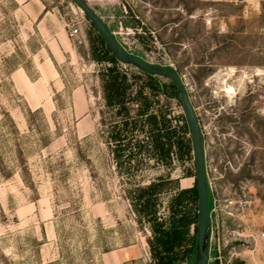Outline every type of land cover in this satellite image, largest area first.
I'll use <instances>...</instances> for the list:
<instances>
[{
	"label": "rangeland",
	"instance_id": "rangeland-1",
	"mask_svg": "<svg viewBox=\"0 0 264 264\" xmlns=\"http://www.w3.org/2000/svg\"><path fill=\"white\" fill-rule=\"evenodd\" d=\"M85 1L129 53L185 86L213 191L208 264H264V0ZM96 35L72 0H0V264H166L160 231L172 229L171 264H194L188 127L181 157L173 145L164 161L144 122L114 142ZM167 92L144 95L173 131L184 114Z\"/></svg>",
	"mask_w": 264,
	"mask_h": 264
},
{
	"label": "trees",
	"instance_id": "trees-1",
	"mask_svg": "<svg viewBox=\"0 0 264 264\" xmlns=\"http://www.w3.org/2000/svg\"><path fill=\"white\" fill-rule=\"evenodd\" d=\"M96 37L99 41L102 53V57L97 59V61L103 62L106 65L100 72L99 76L101 99L104 106L112 112L109 119L112 120L120 117V122L115 123V126L113 127L114 131L111 138L117 144H123L122 142L127 139V134L129 133V125H133L131 130H133V128H138V126L141 130H143L144 126L142 125V122H144L146 126L149 127V137H147V139L150 140L149 145L151 146L154 156H157L159 161L165 160L173 145L177 146L181 157L183 150L187 148V144L184 140V133L188 127L185 117L183 119V127L175 128L173 131L169 130V121L166 119V113H148L150 102L148 96L144 95V90L146 88L150 91H158L160 89L167 99L173 98L171 97L172 95L167 92V89L175 96L176 92L173 88L174 84L170 81L172 85L170 87H166L160 83V80L165 78L144 74L131 66H123L111 55L98 35H96ZM131 69H134L135 73L131 72ZM136 80H142L143 82L139 85L135 83ZM133 85L135 86L134 94L131 91ZM133 104H135L138 108V114L136 117L146 115L145 120H137V118L133 119L130 116V106ZM178 133L180 134L179 136ZM120 146L124 147L125 145ZM147 146L148 143L145 145H139V143L136 144L138 150L142 149V147L146 148ZM192 195L194 202H196L195 188L192 190ZM181 200L182 199L179 197V199L176 200V205H178ZM176 227L177 226H175V228ZM176 236L177 232H175L174 229L171 231H160L159 242L163 248V253L166 256V264L172 263L169 255L173 250L174 243L176 241L175 239L177 238Z\"/></svg>",
	"mask_w": 264,
	"mask_h": 264
},
{
	"label": "water",
	"instance_id": "water-1",
	"mask_svg": "<svg viewBox=\"0 0 264 264\" xmlns=\"http://www.w3.org/2000/svg\"><path fill=\"white\" fill-rule=\"evenodd\" d=\"M72 2L81 11L84 18L90 23L91 27L103 41L111 55L120 64L131 66L147 75L165 78L174 84L173 88L176 92L174 99L182 108L187 122L193 151L197 202L196 251L194 264H208L211 221L201 128L180 76L172 69L152 66L134 57L119 43L107 25L91 9L85 0H72Z\"/></svg>",
	"mask_w": 264,
	"mask_h": 264
},
{
	"label": "built area",
	"instance_id": "built-area-1",
	"mask_svg": "<svg viewBox=\"0 0 264 264\" xmlns=\"http://www.w3.org/2000/svg\"><path fill=\"white\" fill-rule=\"evenodd\" d=\"M209 23H210V21H207V24H209ZM80 34H81V29L79 26H76V27L70 29V31H69V37L72 39H77L78 36H80ZM227 236L234 237V236H240V234L238 232L232 230V231H228ZM262 236H264V234H262Z\"/></svg>",
	"mask_w": 264,
	"mask_h": 264
},
{
	"label": "flooded vegetation",
	"instance_id": "flooded-vegetation-1",
	"mask_svg": "<svg viewBox=\"0 0 264 264\" xmlns=\"http://www.w3.org/2000/svg\"><path fill=\"white\" fill-rule=\"evenodd\" d=\"M200 125V124H199ZM201 128V127H200ZM223 130L225 131L226 130V128L225 127H223ZM202 134V133H201ZM224 135V134H223ZM226 135H228V134H226ZM202 142H203V140H202ZM229 142H227L226 143V146H227V149H230V144H228ZM211 144H213V142H211ZM214 162V159H212L211 160V162ZM214 170H216V169H214ZM208 185V200H209V207H210V209H211V206H212V204H213V191H212V187H211V185L209 184V183H207ZM210 221H211V215H210ZM210 232V231H209Z\"/></svg>",
	"mask_w": 264,
	"mask_h": 264
},
{
	"label": "bare ground",
	"instance_id": "bare-ground-1",
	"mask_svg": "<svg viewBox=\"0 0 264 264\" xmlns=\"http://www.w3.org/2000/svg\"><path fill=\"white\" fill-rule=\"evenodd\" d=\"M232 71H233V70H231V71L228 73L229 76L232 75ZM217 78H218V77H217ZM244 84H245L244 77L239 78V79H238V86H239V87H243ZM239 87H238V88H239ZM242 90H243V89H242Z\"/></svg>",
	"mask_w": 264,
	"mask_h": 264
}]
</instances>
